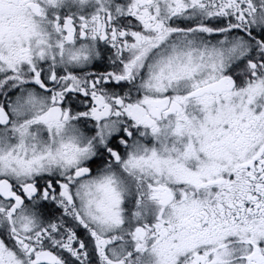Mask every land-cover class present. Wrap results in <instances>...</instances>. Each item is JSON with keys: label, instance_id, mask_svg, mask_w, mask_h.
<instances>
[{"label": "snow or ice", "instance_id": "6c2138e0", "mask_svg": "<svg viewBox=\"0 0 264 264\" xmlns=\"http://www.w3.org/2000/svg\"><path fill=\"white\" fill-rule=\"evenodd\" d=\"M0 264H264V0H0Z\"/></svg>", "mask_w": 264, "mask_h": 264}]
</instances>
